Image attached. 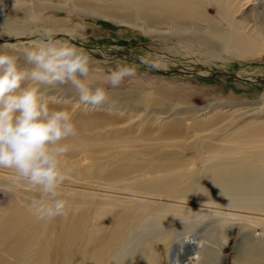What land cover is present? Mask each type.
<instances>
[{"label": "rangeland", "instance_id": "1", "mask_svg": "<svg viewBox=\"0 0 264 264\" xmlns=\"http://www.w3.org/2000/svg\"><path fill=\"white\" fill-rule=\"evenodd\" d=\"M121 5L119 0H0V45L19 52L37 45L43 31L52 30L57 40L90 56V83L104 87L114 105L111 110L88 109L68 88L50 97V106L68 110L78 130L66 142L69 150L62 158L69 172L63 185L67 201L77 192L84 193L80 198L88 205L106 194L142 202L146 199L119 190L120 184L108 185V179L157 172L161 179L168 178L165 183L175 178L174 170L184 168L181 175L201 170L209 156L229 162L230 168H243L239 161L249 156L250 142L242 133L264 122V0L232 6L229 17L222 10L201 7L195 18L176 21L170 29L162 24L160 34L142 26L139 14ZM220 20L238 23L235 27L245 38L235 37L246 49L224 41ZM77 23L83 30L73 38ZM117 63L135 66L137 76L113 88L106 76ZM211 160L208 164L215 162ZM9 177L8 170H0V264H26L21 247L31 222L28 203L36 193L25 186L13 188ZM173 200L154 202H178L196 214L168 233L147 226L143 239L144 234L125 235L128 248H134L126 250L132 264H172L177 239L184 237L200 243L194 264H264V211ZM155 205L146 210L147 216ZM208 211L214 213L203 215ZM140 213L135 221L146 218ZM113 218L106 223L112 225ZM49 229L47 224L43 232ZM52 240L40 234L38 242ZM179 250L187 256L194 244L183 243ZM34 260L32 251L28 262Z\"/></svg>", "mask_w": 264, "mask_h": 264}, {"label": "bare ground", "instance_id": "2", "mask_svg": "<svg viewBox=\"0 0 264 264\" xmlns=\"http://www.w3.org/2000/svg\"><path fill=\"white\" fill-rule=\"evenodd\" d=\"M119 1L122 2L121 8L139 14L138 19L143 23L142 26H150L154 32L160 34L163 31L158 29L162 24L167 25L170 29V25L178 23L176 21L195 18V14H200L201 7L205 10L209 8L217 11L222 10L225 17H229V10L232 6L241 7L254 0ZM220 21L223 25L220 36L226 43L243 50L247 44L242 42L241 38L245 37L240 35L235 27L238 23L233 22V20ZM131 25L134 24L131 22ZM235 36L241 38L238 37L237 40ZM242 136L247 137L246 139H249L250 142L248 146L249 156L239 161L243 168H230L227 166L229 162L223 159H214L215 156H209L201 164V170L194 173L188 171L183 173L184 175H181L184 168L174 170L171 174L175 178L165 183L162 182L168 178L161 179V174L157 172H146V174L128 172L108 179V185L120 184L118 185L119 190L121 188L124 191L126 189L134 191L140 198L146 200L141 202L138 198L126 197L119 199L106 194L99 196V200L92 205H88L86 200L80 198V195L84 193L78 194L76 192L74 195L77 197H71L68 201V218L66 220L58 217L45 223L37 221L32 212H28L27 216L31 222L24 230L25 232L23 231L25 239H23L21 247L26 264H31L28 260L32 251L35 253L33 264H132L134 259L129 258L127 255L129 251L126 250L134 248H128L125 235L131 233L144 234L141 235L143 239L145 237L144 229L147 226L158 229L162 233H168L176 225L187 222L189 215L196 214L195 210L177 205L178 202H176L177 204L154 202L157 199H165L166 201L172 200V198L173 201L186 199L197 203L241 206L250 210L264 211V122L247 128L243 131ZM208 159L215 160V162L208 164ZM66 163L67 165H76V162L66 161ZM138 175H141L140 178H136ZM109 188L111 187L109 186ZM108 191L121 194L118 190ZM121 202L126 204L131 202L132 204L129 203L120 208ZM151 205L155 206H153L151 215L147 216L146 210ZM140 212L145 213L146 218L135 221L136 217L141 214ZM213 213V211H208L203 215L210 216ZM111 215L114 217L113 224L109 225L106 221ZM47 224L50 225V229L44 233ZM102 232H106L108 236L106 238L99 237ZM40 234L52 236L53 240L48 244H41L38 242ZM182 241L177 243L172 264H194V261L199 259L200 243L198 241L185 243L194 244V251L187 256L184 254L181 256L183 252L179 250V247H182ZM124 245L125 251H123ZM178 256L182 258L180 259Z\"/></svg>", "mask_w": 264, "mask_h": 264}, {"label": "clouds", "instance_id": "3", "mask_svg": "<svg viewBox=\"0 0 264 264\" xmlns=\"http://www.w3.org/2000/svg\"><path fill=\"white\" fill-rule=\"evenodd\" d=\"M82 30L83 25L74 24L73 38ZM55 36L45 30L37 45L19 52L0 45V170L9 171L13 188L25 186L36 193L28 206L45 223L68 218L63 185L69 172L62 158L69 150L66 142L78 135L71 113L51 107L50 97L68 88L88 109L114 107L108 91L90 83V56ZM136 76L135 66L117 63L106 80L116 88ZM182 242L191 241L184 237Z\"/></svg>", "mask_w": 264, "mask_h": 264}]
</instances>
